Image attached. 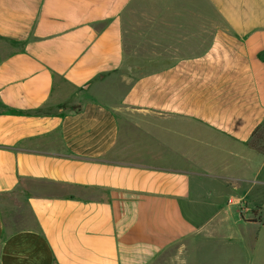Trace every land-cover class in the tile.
Returning <instances> with one entry per match:
<instances>
[{
	"label": "crops",
	"instance_id": "crops-1",
	"mask_svg": "<svg viewBox=\"0 0 264 264\" xmlns=\"http://www.w3.org/2000/svg\"><path fill=\"white\" fill-rule=\"evenodd\" d=\"M263 127L264 0H0V264L220 256Z\"/></svg>",
	"mask_w": 264,
	"mask_h": 264
},
{
	"label": "rangeland",
	"instance_id": "rangeland-1",
	"mask_svg": "<svg viewBox=\"0 0 264 264\" xmlns=\"http://www.w3.org/2000/svg\"><path fill=\"white\" fill-rule=\"evenodd\" d=\"M253 144L256 147L264 146V127L253 139ZM230 162L231 171L251 180L264 181V168L260 167L257 158L249 166L247 162H240L238 159H231ZM219 173L225 174L223 171ZM232 190V188H227L226 192L229 191L241 198L238 202L235 199L227 198L224 201L225 210L230 209V212H233L230 220L225 222L226 235L224 239L219 238L220 244L224 240L221 245L224 248V253L214 257L212 248L217 246V242L214 244L209 242V239L205 240L203 244L206 250H202V253L200 250L195 253L196 258L193 256L197 264H264V228H262L264 224V185L255 183L248 187V185L242 184L239 191ZM215 202L213 200L208 205V211L204 212L208 217L214 213ZM229 226L232 229H228ZM199 239L200 237L194 238L197 243ZM179 246L166 251L154 264H180L182 254L179 253Z\"/></svg>",
	"mask_w": 264,
	"mask_h": 264
},
{
	"label": "trees",
	"instance_id": "trees-1",
	"mask_svg": "<svg viewBox=\"0 0 264 264\" xmlns=\"http://www.w3.org/2000/svg\"><path fill=\"white\" fill-rule=\"evenodd\" d=\"M254 138H255V137H254ZM249 146H250V148L256 149L258 152H261V153L264 154V146L256 147V146L253 144V140L250 141Z\"/></svg>",
	"mask_w": 264,
	"mask_h": 264
}]
</instances>
